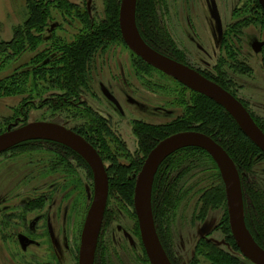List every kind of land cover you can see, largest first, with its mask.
I'll return each instance as SVG.
<instances>
[{"label":"rangeland","instance_id":"374dc122","mask_svg":"<svg viewBox=\"0 0 264 264\" xmlns=\"http://www.w3.org/2000/svg\"><path fill=\"white\" fill-rule=\"evenodd\" d=\"M67 1L86 9L96 22L103 19V0ZM170 1L173 3L169 9L168 25L173 33V38L177 41L178 47L189 64L193 66V69L214 77H219L222 71L225 79H227L225 82L230 81V83L227 82L228 90L236 98L228 93L237 99L245 110L244 104H246L248 111L255 120L264 127V73L261 64L264 49L260 53H254L252 49L253 44L264 43V18L257 10L255 0ZM212 1L216 7L219 24L211 15ZM251 7L254 8V12L250 11ZM51 14L53 16L51 22L62 24V27L56 31L57 36L69 40L79 31L80 25L77 21L71 20L69 24L72 27L69 28L67 26L69 25L68 21L66 27L62 17L57 12L52 11ZM240 14L247 16L251 21L247 29L240 33L242 40L233 45L234 48L231 52L233 58L222 57L221 34L223 36L225 33H230V28L234 25L236 27V23L242 16ZM26 19L25 0H0V42L10 41L13 29L22 25ZM187 21L192 23L193 32L183 28ZM49 32H51L50 27L48 34H50ZM191 38L196 41L197 45L191 42ZM47 44V42L40 44L37 51L41 52L46 49ZM33 55L34 53L25 52L15 66L27 63ZM40 59L42 60V56ZM219 60H223V62H219ZM135 62H137L136 58L125 45L120 42L110 45L106 51L99 53L93 60L87 84L88 90L76 93L81 101L87 103L99 116L112 120L114 129H111L125 142L129 153L136 152L138 149L136 139L132 134L131 120L143 122L145 120L154 125L171 122L182 111V107L178 103L179 91H186L179 82L163 76H161L163 79L154 77L157 81L148 80V83L151 84L149 85L151 90H147L146 86H142L141 80L134 78L136 77L133 68ZM10 72L11 70L8 68L0 72V79L9 75ZM126 81L129 86L126 85ZM53 87L55 86L49 82L45 85L39 82L38 91H33V93L37 92L41 96V98H37L38 100L68 95L66 91H59ZM128 88L131 95L137 94L140 99L130 95L135 100L141 103L149 102L152 105L164 106L165 112L158 114L149 108H144L146 112H140L137 109L136 112L135 108L126 107L125 102L135 104L133 102L135 100L130 98L124 101L123 91ZM182 99L184 102L187 100V105H189L192 96L189 92H184ZM20 101V98L0 100V122L13 115L14 110L19 108ZM23 103L26 104L25 101ZM118 103L124 106V113L118 109ZM183 107H185L184 104ZM148 110H151L150 113ZM74 111L81 113V106H78L76 110L70 108L57 110L56 107L53 108L46 104L34 109L29 107L25 109L24 119L26 124L36 122L58 124L80 136V133L72 130V128L81 130L83 123L81 115L79 120H75ZM90 118L94 119L95 117L91 115ZM11 125L3 132L23 126L22 124L18 125L15 121ZM51 143L54 144V142L44 140L42 137H37L24 141L0 154V212L3 211L0 214V221L6 216V218H10L7 219L8 223L15 226L16 217L19 215L16 211L19 210V207L25 206V203L35 198L46 202V205L42 206L39 212L27 214L28 224L32 221L36 223L35 230L32 232L30 228L26 234L7 226L8 229L5 231L7 236L4 235L5 239H0V264H32V257L38 258L40 264L44 262L48 264H78L80 231L86 213L85 209H88L92 201L90 192L93 189V182L90 174L85 173L87 172L86 168L79 162V157L76 154L71 156L66 152L68 151L66 147L57 143L55 144L60 147H55ZM22 145H31L33 150L29 148L26 150L28 153L22 154L20 153L22 149H19ZM126 149L125 147L122 148V150ZM62 155L66 156L62 157ZM122 156L118 155L117 162L121 165H127L129 159L125 155ZM35 158L39 162L38 167L32 165ZM105 165L108 164L105 163ZM47 168L50 169V175L45 170ZM254 172L259 175L261 184L264 186V162L257 163ZM133 177L129 174L128 178L133 179ZM36 181L38 187L34 185ZM44 183H49V186L46 188ZM83 188H85L87 195L83 193ZM47 198L48 200H46ZM66 198L70 199L69 216L65 211L68 209L65 204ZM194 206H196L195 196L184 200L179 205L173 221V235L170 239L175 255L183 257L186 261L193 254V248L198 241L201 227L199 224L195 225L196 222L192 218V207ZM109 207L113 209L115 215H118V218L107 229L106 237L101 241L102 245H106L107 248L111 247V249L118 250V258L121 262L116 257L112 264H140L138 263L140 242L132 206L111 200ZM45 213L47 214L45 215ZM220 216H222L221 212L213 213L210 217L213 219L207 221L209 223L213 220L217 222ZM47 230L48 232H46ZM129 235L132 237L136 248L133 250L134 253L131 252V249H129L131 251L126 249L125 252L123 249L124 245L130 246ZM111 239L115 246L112 245ZM52 246L53 251L57 253H54L55 257L60 259L59 262L56 260L52 263L51 261L54 257L53 253L48 254V252ZM18 255L19 258L22 257L23 262L17 261ZM9 257L12 258L11 261ZM201 264L210 263L202 260ZM248 264L251 263L248 262Z\"/></svg>","mask_w":264,"mask_h":264},{"label":"trees","instance_id":"16d2710c","mask_svg":"<svg viewBox=\"0 0 264 264\" xmlns=\"http://www.w3.org/2000/svg\"><path fill=\"white\" fill-rule=\"evenodd\" d=\"M171 3L173 1L170 0H136L135 24L141 39L152 50L192 68L166 28L169 24ZM119 4L120 0H103V19L96 22L86 9L67 0H25L27 19L14 30L11 41L0 42V72L7 68L11 70L9 75L0 79V100L21 99L20 106L14 110L13 115L0 122V134L8 126H12L11 123L14 121L18 125H25L24 110L28 107L34 109L47 104L53 108L56 107L57 110L64 108L76 110L78 106H81V113L74 111L75 120H79L81 115L83 122L81 130L73 128L72 130L80 133V136L94 149L99 150L101 155L109 151L119 155L120 152L125 151L122 150L123 143L109 127V121L94 112L76 94L78 91L88 90L89 73L95 57L106 51L110 45L122 43L118 23ZM255 4L264 18L259 0H255ZM52 11L62 17L65 26L66 22L70 23L71 20L79 23V31L69 40L56 35V31L62 27V24L51 22ZM250 11L254 12V8L251 7ZM240 18L236 27L234 25L230 28V33H225L223 36L221 34L222 57L233 58L231 54L233 45L242 40L240 33L247 29L251 21L245 15ZM52 26L55 28L52 29ZM49 27L50 34H48ZM42 42H47V47L38 52L37 48L43 44ZM27 51L34 53L33 57L27 63L15 66ZM136 61L133 65L136 75L156 72L141 60L136 58ZM261 64L264 73V55ZM196 71L236 98L228 90L227 82L230 83V81L225 82L227 79L222 71L219 77ZM39 82L44 85L49 82L55 86L53 88L66 91L68 95L58 94L59 96L55 98L38 100L37 98L41 96L33 91H38ZM182 88L186 91H179L178 103L182 111L177 118L160 126L133 123L132 133L136 138L141 157L129 159V156L125 155L131 167L118 163V156L104 159L109 164V201L115 200L119 204L126 203L132 206L134 178L129 179V174L131 176L138 174L148 153L161 140L177 133L197 132L214 140L236 166L241 180L245 227L254 242L264 250V186L261 184L259 175L254 172L256 164L264 162V155L241 133L234 120L222 107L183 85ZM184 92H189L192 96L189 105L187 100L184 102L182 99ZM33 97L35 99H32ZM24 101L26 104L23 103ZM91 115L95 118L91 119ZM255 122L264 133V127ZM52 145L60 147L55 143ZM29 148L32 149L31 145H22L19 148L22 149L20 153H28L26 150ZM67 150L65 151L68 154L74 156L72 151ZM78 159L84 165L80 158ZM87 173L89 174L88 171ZM198 186L197 193L202 192L199 198L201 204L204 205V202L214 206L224 204V189L216 164L205 152L194 148L180 150L168 157L160 165L154 177L151 194L152 213L158 237L169 257L172 238L171 222L179 205L190 198V192ZM113 215H115L113 209L109 208L104 217V230L113 222ZM223 225V234L230 243L231 255L207 243L197 247L199 255L210 264H248L246 260L239 257L229 237L226 219ZM105 255V250L100 243L94 264H106ZM138 263L148 264L143 255H140Z\"/></svg>","mask_w":264,"mask_h":264},{"label":"water","instance_id":"95a60500","mask_svg":"<svg viewBox=\"0 0 264 264\" xmlns=\"http://www.w3.org/2000/svg\"><path fill=\"white\" fill-rule=\"evenodd\" d=\"M259 3L264 12V0H259ZM211 4V15L219 24L215 4L213 1ZM135 10L136 0H120L119 30L125 46L148 66L222 107L234 120L241 133L264 154V134L242 104L197 71L147 47L135 27ZM263 46L264 43H255L252 49L254 53H260ZM37 137L66 147L83 159L93 174V197L86 213L78 254V264H93L108 197V180L102 161L93 147L79 135L61 125L43 122L29 123L0 134V154ZM188 147L205 151L219 170L225 188L232 237L242 257L251 264H264V251L253 242L244 224L241 183L234 163L211 138L196 132L178 133L161 141L150 152L137 175L133 205L141 242L149 263L171 264L158 239L151 213L150 193L154 175L160 163L169 154Z\"/></svg>","mask_w":264,"mask_h":264},{"label":"flooded vegetation","instance_id":"af4514ba","mask_svg":"<svg viewBox=\"0 0 264 264\" xmlns=\"http://www.w3.org/2000/svg\"><path fill=\"white\" fill-rule=\"evenodd\" d=\"M187 1V0H186ZM165 11V10H164ZM118 23H119V15H118ZM69 24V23H68ZM67 25V24H66ZM19 26H21V25H19ZM19 26H17V27H19ZM69 28H71L70 27V24L69 25H67ZM16 27V28H17ZM16 28H14L13 29V32H14V30L16 29ZM55 28V26H52V29H54ZM166 28H167V30H168V33H169V35H170V37L172 38L173 37V33H172V31H171V29H170V27H169V25L167 24V26H166ZM183 28H185L186 30H190L191 32H193V30H194V28H193V25H192V23L190 22H188L187 21V23H186V26L185 27H183ZM190 34H192V33H190ZM121 35V34H120ZM140 36V35H139ZM193 36V35H192ZM12 37H13V35H12ZM12 39V38H11ZM121 40H122V38H121ZM173 40H174V42L176 43V45H177V41L173 38ZM11 41V40H10ZM143 41V40H142ZM1 42H9V41H1ZM191 42L194 44V45H197V43H196V41L195 40H193L192 38H191ZM122 43H123V45H125L124 44V42L122 41ZM146 45V44H145ZM147 46V45H146ZM147 47H149V46H147ZM177 47H178V45H177ZM127 48V47H126ZM150 48V47H149ZM179 48V47H178ZM151 49V48H150ZM180 49V48H179ZM262 49H264V46H263V48ZM152 50V49H151ZM181 50V49H180ZM130 51V50H129ZM154 51V50H153ZM131 52V51H130ZM155 52V51H154ZM132 53V52H131ZM157 53V52H156ZM132 55H133V57H135V58H137V59H139L138 57H136L133 53H132ZM140 60V59H139ZM142 61V60H141ZM143 62V61H142ZM187 63H189L188 61H186ZM144 63V62H143ZM145 65H147L146 63H144ZM181 64V63H180ZM191 65V64H190ZM148 66V65H147ZM148 67H150V66H148ZM191 67H193V66H191ZM150 68H152V67H150ZM190 68V67H189ZM153 69V68H152ZM192 69V68H191ZM155 70V69H154ZM193 70H195L196 71V69H193ZM198 72V71H197ZM199 73V72H198ZM135 76L137 77H134L136 80H141L143 83H142V86H146V88H147V90H149L150 88H149V85H151L150 83H148V80L149 81H151V80H156V78H154V77H157V78H160V79H163V77L164 78H166L167 76H165L164 74H162L161 72H159V71H157L156 70V72H152V73H148V74H143V75H136L135 74ZM161 76H163V77H161ZM157 81V80H156ZM126 85L127 86H129V84H128V82L126 81ZM128 90H129V88L126 90V91H123V97H124V101H126V99H128V98H130V99H132V100H135L134 98H132L133 96H135L137 99H139L138 98V96H137V94H130L129 92H128ZM151 90V89H150ZM150 92V91H149ZM132 97H131V96ZM117 100V99H116ZM140 100V99H139ZM118 101V100H117ZM143 101V100H142ZM119 102V101H118ZM135 104H127L126 102H125V106L127 107H130V108H135V111H136V109H137V111L139 110L140 112H146L145 111V109L146 108H149V109H151V110H153V111H155V112H158V114H160V112H165V108H163V107H161V106H159V105H152L151 103H149V102H145V101H143V102H145V103H141V102H139V101H137V100H135V101H133ZM127 104V105H126ZM137 104V105H136ZM166 104V103H165ZM86 105L87 106H89L87 103H86ZM245 106H246V111H247V113L250 115V117L252 118V120L254 121V123L256 124V120H255V118L252 116V114L248 111V106L246 105V104H244ZM90 107V106H89ZM123 107L124 106H122L120 103H118V109L122 112V113H124L123 112ZM181 107V106H180ZM91 108V107H90ZM145 108V109H144ZM92 109V108H91ZM111 110H112V108H110ZM178 109H179V107H178ZM151 110H148V112L150 113V111ZM113 111V110H112ZM136 111V112H137ZM152 114V113H151ZM109 116H111L110 114H109ZM112 117V116H111ZM177 118V117H176ZM108 121H109V127L110 128H113L114 129V124H113V122H112V120L111 119H107ZM174 120V119H173ZM172 121V120H171ZM133 123H143V124H146V125H153V126H160V125H164V124H159V125H154V124H150V122H147V121H145L144 120V122L143 121H140V120H131V124H132V127H133ZM166 124V123H165ZM257 125V124H256ZM238 127V126H237ZM257 127L259 128V126L257 125ZM260 129V128H259ZM261 130V129H260ZM262 131V130H261ZM3 133H5V132H2L1 134H3ZM183 133V132H182ZM197 133V132H196ZM263 133V132H262ZM117 134V133H116ZM133 134V133H132ZM178 134V133H177ZM264 134V133H263ZM175 135V134H174ZM117 136V138H119L120 139V141L123 143V146L125 147V149H126V146H125V142L124 141H122L121 140V138L118 136V135H116ZM172 136V135H171ZM170 137V136H169ZM166 138H168V137H166ZM165 138V139H166ZM210 138V137H209ZM84 139V138H83ZM136 139V138H135ZM85 140V139H84ZM164 140V139H163ZM163 140H161V141H163ZM86 141V140H85ZM160 141V142H161ZM214 141V140H213ZM87 142V141H86ZM137 142V141H136ZM160 142H158L157 144H156V146L160 143ZM215 142V141H214ZM88 143V142H87ZM216 143V142H215ZM89 144V143H88ZM96 145V147H97V144H95ZM155 146V147H156ZM154 147V148H155ZM153 148V149H154ZM188 148H192V147H188ZM94 149V148H93ZM152 149V150H153ZM183 149H187V148H182V149H179V150H176V151H174V152H172L171 154H169L161 163H160V165L168 158V157H170L171 155H173L174 153H176V152H178V151H180V150H183ZM194 149H197V148H194ZM96 152H97V154L99 155V157H100V159H101V161H102V164H103V166H104V168H105V171H106V175H107V180H108V197H107V202H106V208H105V212H104V216H103V220H102V224H101V229H100V233H99V236H98V240H97V246H96V252H95V257H96V254H97V251H98V246H99V244L101 243V247L105 250V259H106V264H112L114 261H115V259H116V257H117V260L118 261H120V259L118 258V256H119V254L117 253L118 252V250H116V249H111V247H109V248H107L106 247V245H102V241L101 240H103V238H105L106 237V232H107V229L111 226V224L112 223H115L116 221H117V216L118 215H113L112 216V218H113V222L110 224V226L108 227V228H106L105 230H104V217H105V213H106V211L110 208L109 207V176H108V167H109V164H108V162H106L104 159L106 158V157H110V158H116L117 156H118V154L117 153H115V152H113V151H109V152H104V154H100L99 152V150H96V149H94ZM151 150V151H152ZM198 150H201V149H198ZM150 151V152H151ZM201 151H203V150H201ZM150 152L148 153V155L150 154ZM203 152H205V151H203ZM206 153V152H205ZM207 154V153H206ZM227 154V153H226ZM263 154V153H262ZM120 155L122 156V155H127V156H129V159L131 158H136V157H141V153L138 151V149H137V151L136 152H133V153H129L128 152V150L126 149L124 152H120ZM148 155L146 156V158H145V160L147 159V157H148ZM208 155V154H207ZM228 155V154H227ZM264 155V154H263ZM209 156V155H208ZM123 157V156H122ZM210 157V156H209ZM211 158V157H210ZM230 158V157H229ZM212 159V158H211ZM231 159V158H230ZM80 160L84 163V165H85V168H86V171H88L89 172V174H90V176H91V179H92V182H93V174H92V172H91V170H90V168L88 167V165L86 164V162L83 160V159H81L80 158ZM145 160H144V162H145ZM212 161H213V159H212ZM144 162H143V164H144ZM233 162V161H232ZM105 163H107L108 165L106 166L105 165ZM32 165H35L36 167H38L39 166V162H38V160H37V158H35L34 160H33V163H32ZM160 165H159V167H160ZM127 167H131L130 166V163L128 162V164L126 165ZM143 166V165H142ZM142 166H141V168H142ZM235 166V165H234ZM158 167V168H159ZM236 167V166H235ZM158 168H157V170H158ZM218 169V168H217ZM237 169V168H236ZM46 170V172H47V174L48 175H50V169L49 168H47V169H45ZM81 170H83L82 168H81ZM141 170V169H140ZM140 172V171H139ZM138 172V173H139ZM218 172H219V170H218ZM237 172H238V170H237ZM85 173H87V172H85ZM156 173H157V171H156ZM156 173H155V175H156ZM220 174V173H219ZM239 174V173H238ZM138 175V174H137ZM137 175L136 176H134L133 178H134V187H135V182H136V178H137ZM155 175H154V177H155ZM239 177H240V175H239ZM50 180H52V179H50ZM153 181H154V178H153ZM52 182V181H51ZM240 183H241V180H240ZM222 184H223V182H222ZM36 187H38L39 185H38V182L36 181V183L34 184ZM44 186L47 188L48 186H49V183H44ZM152 186H153V182H152ZM192 186V185H191ZM84 190H83V193L84 194H86L87 195V193H86V190H85V188H83ZM223 189H224V204H222V205H219V206H214V205H212V204H207L206 202H204V205H203V203L201 204L200 202H199V198L201 197V195H202V192L201 193H197L198 192V190H199V186L198 187H195L191 192H190V196L189 197H192V196H195L196 197V206H194V207H192V210H193V216H192V218H193V220L196 222L195 223V225H201V227H200V231H199V238H198V241H197V243L195 244V246H194V248H193V254H192V256L186 261L183 257H180V256H176L175 255V252H174V249H173V247H171V251H170V257L168 256V254L166 253V251H165V249L163 248V246H162V244H161V241H160V239H159V237H158V239H159V241H160V244H161V246H162V248H163V250H164V252H165V254H166V256H167V258H168V260H169V262L171 263V264H201V261L203 260V261H206L205 260V258L203 257V256H201V255H199V252L197 251V247L199 246V245H201V244H203V243H207V244H212V245H214V246H216L217 248H218V250H220V251H222V252H224V253H226V254H228L229 256L231 255V247H230V243L226 240V235H224L223 234V229H224V225H223V222H224V220L226 219L227 220V226H228V231H229V237L231 238V240L233 241V243H234V246H235V249H236V251H237V253H238V255H239V257L241 258V259H243V260H246L245 258H243L242 257V255H241V253H240V251H239V249H238V247L236 246V244H235V242H234V239H233V237H232V233H231V229H230V224H229V216H228V206H227V200H226V195H225V188H224V184H223ZM195 190V191H194ZM241 192H242V187H241ZM151 194H152V187H151V193H150V206H151ZM92 195V197H93V189H92V192H90V196ZM133 199H134V189H133ZM46 200H48V198L46 199ZM69 200L70 199H67L66 198V200H65V204L68 206V209L67 210H65L66 211V214L69 216ZM49 202V201H48ZM50 203H51V201H50ZM242 203H243V196H242ZM26 205L25 206H23V207H19V210H17L16 211V213H19V215L16 217V219L17 220H15V226H12V225H10L9 223H8V221H7V219L9 218H6V216H5V218H3V219H1V221H0V239H5V236L4 235H6V232L5 231H7V229H8V227L7 226H11V227H13V228H15V230H18V231H20V232H24V233H26L27 234V232L29 231V228L31 229V232L33 231V230H35V224L36 223H34V221H32V223H30V224H28V222H27V214L28 213H31V214H35V213H37V212H39L40 210H41V207L42 206H44V205H46V202H44V201H42V200H39V198H35V199H33V200H31V201H29V202H27V203H25ZM27 206V207H26ZM183 206V205H182ZM89 207L90 206H88V209H89ZM88 209L86 208L85 209V212L87 213V211H88ZM132 210H133V215H134V218H135V220H136V230H137V235H139V242H140V252H139V254L140 255H143L144 257H145V259L147 260V262H148V264H150L149 263V261H148V258H147V256H146V253H145V251H144V248H143V245H142V242H141V236H140V232H139V226H138V221H137V217H136V214H135V210H134V205H133V200H132ZM217 212H221L222 213V216H220V218H219V220L216 222V221H211L210 223L207 221L208 219H213V218H210L211 216H212V214L213 213H217ZM243 212H244V207H243ZM3 213V211H1L0 212V214H2ZM48 213V212H47ZM47 213H45V215L47 214ZM86 213H85V217H84V221H85V218H86ZM151 213H152V207H151ZM176 214V213H175ZM1 216V215H0ZM48 216V215H47ZM226 216V217H225ZM152 217H153V213H152ZM10 219V218H9ZM174 219H175V216H174V218H173V221H174ZM84 221H83V224H82V227H81V231H80V234H81V232H82V229H83V225H84ZM153 221H154V218H153ZM173 221L171 222V226H170V231H171V235H173ZM206 223H209V225H206ZM244 224H245V222H244ZM154 225H155V222H154ZM112 229V228H111ZM111 229H110V231H111ZM155 229H156V226H155ZM110 231H109V233H110ZM46 232H48V230L46 231ZM134 232H135V230H134ZM133 232V233H134ZM156 233H157V230H156ZM217 233V234H216ZM215 234V235H214ZM110 235H111V233H110ZM7 236V235H6ZM81 236V235H80ZM157 236H158V234H157ZM2 237H4V238H2ZM136 237V236H135ZM129 238H130V246L128 245V246H123V249H124V252H125V250L126 249H131V250H129V251H131L132 253H134V251L133 250H136V248H135V246H134V243H133V240H132V237H130V235H129ZM111 242H112V245L113 246H115L114 245V242H113V240L111 239ZM26 246H27V244H26ZM121 249H122V247H121ZM54 249H53V246H52V249L50 248V251L48 252V254H52L53 253V258H52V263L55 261L56 262V260H57V262H59V258L58 257H55V254H57L56 253V251L54 252L53 251ZM55 253V254H54ZM33 258V262H32V264H40V263H38L39 262V259L38 258H36V257H32ZM171 258V259H170ZM9 259H10V261L12 260V258H10L9 257ZM17 261L18 262H23V260H22V257L21 258H19V255L17 256ZM247 261V260H246ZM94 262H95V258H94ZM121 262V261H120ZM41 264H48L47 262H44V263H41ZM94 264V263H93Z\"/></svg>","mask_w":264,"mask_h":264},{"label":"bare ground","instance_id":"6f19581e","mask_svg":"<svg viewBox=\"0 0 264 264\" xmlns=\"http://www.w3.org/2000/svg\"><path fill=\"white\" fill-rule=\"evenodd\" d=\"M133 10V8L131 9V11ZM131 15H132V13H131ZM134 32V36H135V38L139 41V39H138V37H137V35H136V33H135V31H133ZM249 241V240H248ZM249 243L252 245L253 243H251V241H249ZM253 246V245H252Z\"/></svg>","mask_w":264,"mask_h":264}]
</instances>
